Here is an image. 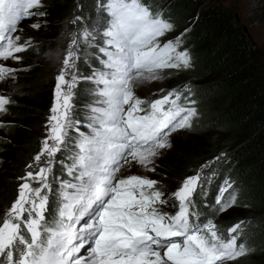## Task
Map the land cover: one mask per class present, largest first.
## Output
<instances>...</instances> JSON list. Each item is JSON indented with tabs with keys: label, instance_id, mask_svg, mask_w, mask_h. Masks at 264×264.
<instances>
[{
	"label": "snow or ice",
	"instance_id": "snow-or-ice-1",
	"mask_svg": "<svg viewBox=\"0 0 264 264\" xmlns=\"http://www.w3.org/2000/svg\"><path fill=\"white\" fill-rule=\"evenodd\" d=\"M40 6L41 0H0V58L18 60L14 54L30 47V41L21 44L14 33L22 21L45 15L34 11ZM99 7L107 17L104 46L98 48L104 57L99 61L102 69L83 79L97 85L101 98L97 103L103 106L90 109V134L76 127L75 150L67 157L71 163L58 161L69 179L55 177L60 180L58 201L51 212L49 176L56 154L68 149L69 129L74 127L70 113L79 59L74 36L55 78L46 136L34 157L39 170L18 178L23 181L18 196L0 221V264H225L249 254L252 250L245 243L237 244L244 221L230 227L225 239L211 219L192 220L197 215L190 211L193 196L203 189L199 172L186 177L171 193L178 206L174 215L158 207L168 201L156 180L118 175L132 162L155 171L149 165L159 150L172 146L170 135L192 128L198 110L197 102L184 95L190 88L172 89L150 102L137 97L133 88L160 80L163 70L189 69L193 58L189 50H179L183 34L161 43L174 24L146 0H104ZM83 36L87 41L92 33L85 29ZM16 71L0 64V81L14 77ZM182 97L187 106L181 105ZM11 102L0 95V111H6L5 105ZM42 157L46 159L41 165ZM234 184L226 178L219 188L218 211L235 204ZM82 249H86L84 255H80Z\"/></svg>",
	"mask_w": 264,
	"mask_h": 264
},
{
	"label": "trees",
	"instance_id": "trees-1",
	"mask_svg": "<svg viewBox=\"0 0 264 264\" xmlns=\"http://www.w3.org/2000/svg\"><path fill=\"white\" fill-rule=\"evenodd\" d=\"M103 2L41 0V6L34 10L45 13L40 15L43 18L60 9L62 13L55 17L54 22L62 20L64 25L54 32L50 27L54 22L44 24L42 27H45V31L43 29L37 33L30 47L19 53L20 67H23L22 72L28 79L13 88L15 99L7 106L10 118L1 121V130L8 135V139L6 145L0 142V194L4 196L13 191L7 202L14 196L17 183H20L18 178L29 171L27 165L32 164L42 147V141L36 133L47 123L52 107V87L56 85L55 78L62 66L59 59H63L62 55L67 52L75 36L79 55L76 74L82 79L75 88L74 108L70 113L74 127L69 129V147L56 154L53 172L49 176L53 189L49 194L50 211H55L60 182L55 177L69 179L58 161L64 159L65 163H71L67 157L75 150L73 141L79 135L76 127L90 134V109L100 105L97 103L101 99L96 94L97 85L83 78L102 69L99 61L104 57L98 48L104 46L101 34L107 27V17L99 7ZM146 3L154 10L162 9L165 16L170 17L174 32L167 34L169 40L183 34L180 48L189 50L193 58L192 67L175 69L171 74L188 78L186 86L191 92H185L184 95L197 102L194 106L198 110L192 128L185 130L188 135H193L191 151L197 153L194 157L179 155L183 159L182 163L159 169L163 176L160 180H172L179 174L183 178L197 172L205 178L203 189L193 196L197 211L190 207V211L197 214L192 217L197 223L201 213L204 214L202 208H207V218H214L220 212L217 210L218 205L214 204L218 185L226 178L233 177L237 201L248 205L253 212L249 213L251 222L243 226V235L237 241L238 245L243 242L252 251L232 260L231 264H264V50L258 44L251 43L233 12L221 1L146 0ZM251 5V12L264 19V0H252ZM76 17L82 19L76 20ZM91 21H96L98 32L91 29ZM85 29L92 33L87 41L83 36ZM52 31L56 37L46 35ZM49 38L55 41L53 49L49 47ZM47 50L55 55V62L49 69L44 65L47 55L51 54L45 53ZM31 70L39 73H30ZM28 75H31V79ZM182 88L185 86L176 89ZM14 102L16 104L12 105ZM77 120L80 121L79 125L75 124ZM42 159L44 161L46 157ZM156 187L162 188V185L158 182ZM169 201L175 206L173 200ZM223 221L226 226L219 232L225 238L230 224L227 220ZM234 222H237L236 218L230 223Z\"/></svg>",
	"mask_w": 264,
	"mask_h": 264
},
{
	"label": "rangeland",
	"instance_id": "rangeland-1",
	"mask_svg": "<svg viewBox=\"0 0 264 264\" xmlns=\"http://www.w3.org/2000/svg\"><path fill=\"white\" fill-rule=\"evenodd\" d=\"M207 1H210V0H207ZM217 1H221V3H223L224 5H227L228 8L233 12V14H234V12H237V14H238L237 17H239V20H237V21L240 23V25L244 24L247 26L248 32L252 36V39L255 42V44H258L264 50V19H262L257 13L251 12L252 0H217ZM61 13L62 12H60V9H58L51 16H47V17L45 16L43 18L40 15L32 16L31 18L22 21L18 25V30L15 33V35H18L21 38V35L24 34L25 41H30V43H31V42H33V39L36 38L37 33L41 32L45 28L42 26H44V24H49V23L52 24L56 19L55 17H58ZM35 23H39L41 26L39 28L31 27V25L35 24ZM63 25H64L63 21L58 20V21L54 22V24L51 25L50 27L52 29H54V32H56L57 29L63 28ZM89 25L91 26V29H93V32H95V33L98 32L97 29L99 26L96 24V21H91L89 23ZM241 28H242V26H241ZM43 31H45V29ZM242 31H243V28H242ZM52 33H53V31L46 33V35L54 36V34H52ZM95 33H93V34H95ZM102 33H103V31H102ZM54 37H56V36H54ZM101 37H103V34H101ZM47 40H49V42H50L49 47H51L53 49L55 41H53V38H49ZM79 50H80V52H82V49H79ZM179 50H181V48ZM45 53H51V52L49 50H47V51H45ZM65 55H66V52L62 55V57H64ZM42 57H43V55L41 56V58ZM42 59H40V60H42ZM46 60H47V61H45L46 64H44V65L48 66V69H49L52 67V64H54V62H55V55L52 53L47 55ZM20 61H21L20 59L17 60V59H13V58H9L8 60L5 61L2 58H0V64L17 70L14 73V77L6 78L4 81H0V95H4V96L8 97L10 99V101H12V102L15 99L14 96L12 95L13 88L16 87L17 84H19L20 82L26 81L28 79V78H26V76L22 72L23 67H20ZM61 63H62V60L59 59V64H61ZM175 71H176L175 69L163 70L161 72V79L160 80L150 81L144 86L134 87L133 88L134 94L137 97L147 98L149 100L155 99V98L159 99V98H162L163 95H166L172 89H176L178 87L186 86L188 83V78H186L180 74L172 75L171 73H173ZM31 72L32 73L33 72L39 73V71H37V70H31L30 73ZM29 77H30L29 79H31V75ZM54 89H55V87L54 88L52 87V90H53L52 106L55 102ZM161 90H163V91H161ZM15 104H16V102H14L12 105H15ZM5 109H6V111H0V125H1V121H3V120L6 121L10 118L9 117L10 114L8 112L7 105H5ZM50 115H51V112H49L48 117ZM48 117H47V122H48ZM46 125H47V123H46ZM46 125L36 133V135H38V137L41 141L46 136ZM1 129L2 128L0 127V142H2L3 145H6V139H8L7 138L8 135H6L5 132H2ZM185 130H187V129H181V130H178V131L172 133L170 135V141H171L172 146L170 148H167V149L159 150L160 154L157 157L153 158V163L149 165V168H154L155 171H149L148 169L140 166L139 164L132 162L131 164H125L121 168V171L118 175L128 176V175L135 174V175H140V176H146V177L153 179V180H156L158 182L159 179L163 178L162 174L159 172V169L165 168L166 166H169L172 164L177 165L180 162L182 163L183 159H181V156H179V155L183 154V155H188V156L194 157L195 154L197 153L195 151H191V148H192L191 146L193 145L192 142L194 141V138H192L193 135L192 134L188 135V133ZM221 154H223V153H221ZM224 156L228 157L227 154ZM178 159H181V160L177 161ZM30 170L33 171L32 169H29V171ZM2 172H5V171H2ZM178 172L180 173L181 171H178ZM192 175H194V174H192ZM192 175H189V176H192ZM180 176L181 175L179 174L176 178H174L172 180L168 179L166 181H164V180L161 181V185L163 187L162 191L164 192V194L173 193L182 185V182L186 177L180 178ZM204 179L205 178L202 177V182L204 181ZM230 180L231 181L234 180L233 177L230 178ZM22 182L23 181L20 180V183H22ZM222 185H223L222 183L220 185H218V189H217L218 194H219V188ZM33 186L35 187L38 185L33 184ZM234 186H235V184H234ZM234 188H236V186ZM199 190L200 189L198 188L197 191H199ZM45 191H47V190H45ZM229 191L231 192L232 190H229ZM9 194L7 193V195H4V196H2L0 194V201H1L0 211L3 209V206L6 209L11 207V204L14 202V200L18 196V186L16 187L14 196L9 200V202H7L9 197L13 194V191L11 193L9 191ZM228 195H229V193H225V197H227ZM194 202L196 203V201H194ZM240 202H238L236 199V202L234 205L230 206L229 208H227L223 212H219L216 215V217H214V218L210 217L211 220L217 225L218 230L225 228L226 223L223 220H227L226 222H228V224H234V225L237 224V222L244 221L245 224L243 226H247V224H249L251 222L252 217L249 213L253 212V211L251 210V208L248 205H244L243 202H241V203ZM214 204H215V202H214ZM166 207L168 209H172L171 206H169L168 204H166ZM201 211H203L204 214L201 213L202 216L200 214L199 215L201 216V220L203 221L206 219V216L209 214H208L207 208H202ZM228 217H229V219H228ZM2 218H3V216H0V221H2ZM234 218H236L237 222L230 223L234 220ZM252 224H251V226H252ZM177 239H179V238H177ZM225 264H231V262L226 261Z\"/></svg>",
	"mask_w": 264,
	"mask_h": 264
},
{
	"label": "water",
	"instance_id": "water-1",
	"mask_svg": "<svg viewBox=\"0 0 264 264\" xmlns=\"http://www.w3.org/2000/svg\"><path fill=\"white\" fill-rule=\"evenodd\" d=\"M237 12H234V16H235V18H236V20H239V17H237ZM241 26H242V28H243V31L245 32V34H246V36L249 38V40L251 41V43L252 44H255V42L253 41V39H252V36L249 34V32H248V28H247V26L246 25H244V24H241Z\"/></svg>",
	"mask_w": 264,
	"mask_h": 264
}]
</instances>
